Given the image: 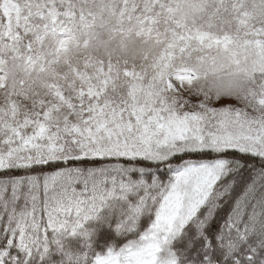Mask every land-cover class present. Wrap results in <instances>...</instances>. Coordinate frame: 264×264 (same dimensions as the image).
I'll use <instances>...</instances> for the list:
<instances>
[{
    "label": "snow or ice",
    "instance_id": "snow-or-ice-1",
    "mask_svg": "<svg viewBox=\"0 0 264 264\" xmlns=\"http://www.w3.org/2000/svg\"><path fill=\"white\" fill-rule=\"evenodd\" d=\"M0 264H264V0H0Z\"/></svg>",
    "mask_w": 264,
    "mask_h": 264
},
{
    "label": "trees",
    "instance_id": "trees-1",
    "mask_svg": "<svg viewBox=\"0 0 264 264\" xmlns=\"http://www.w3.org/2000/svg\"><path fill=\"white\" fill-rule=\"evenodd\" d=\"M222 103L221 104H228V103H232V101H221ZM229 155H234L233 153H229ZM91 163V162H89ZM96 163H103V162H96ZM80 165V162H74V166H79ZM57 167H60V165H48V166H43L42 168L38 167L35 169V172L38 173V174H47V173H50L52 171H54ZM15 174H19V173H15ZM249 178V174L248 173H245V179H248ZM239 188L237 189V192H239ZM230 206V205H229ZM228 209L225 208L224 209V212H227ZM223 215V213H221Z\"/></svg>",
    "mask_w": 264,
    "mask_h": 264
},
{
    "label": "rangeland",
    "instance_id": "rangeland-1",
    "mask_svg": "<svg viewBox=\"0 0 264 264\" xmlns=\"http://www.w3.org/2000/svg\"><path fill=\"white\" fill-rule=\"evenodd\" d=\"M222 103V102H221ZM222 104H218V105H216L217 107H220Z\"/></svg>",
    "mask_w": 264,
    "mask_h": 264
}]
</instances>
